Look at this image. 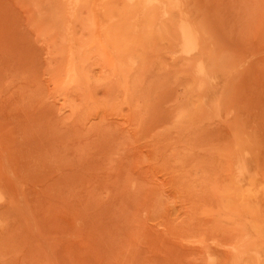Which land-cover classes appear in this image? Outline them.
<instances>
[{
  "label": "rangeland",
  "instance_id": "rangeland-1",
  "mask_svg": "<svg viewBox=\"0 0 264 264\" xmlns=\"http://www.w3.org/2000/svg\"><path fill=\"white\" fill-rule=\"evenodd\" d=\"M0 264H264V0H0Z\"/></svg>",
  "mask_w": 264,
  "mask_h": 264
},
{
  "label": "bare ground",
  "instance_id": "bare-ground-1",
  "mask_svg": "<svg viewBox=\"0 0 264 264\" xmlns=\"http://www.w3.org/2000/svg\"><path fill=\"white\" fill-rule=\"evenodd\" d=\"M183 25V24H182ZM182 25H181V27H182ZM186 27V26H185ZM181 29V32H180V34L182 35L181 37V39L183 40V38L185 39V40H189L190 42H188L189 44H191V42L194 40V34H192V33H194V32H190V30L189 29H187V28H180ZM192 30V29H191ZM193 31V30H192ZM195 41H197L196 39H195ZM195 46H196V44H195ZM201 68V67H200ZM73 69V68H72ZM70 71V70H69ZM74 73V72H73ZM241 190V189H240Z\"/></svg>",
  "mask_w": 264,
  "mask_h": 264
}]
</instances>
